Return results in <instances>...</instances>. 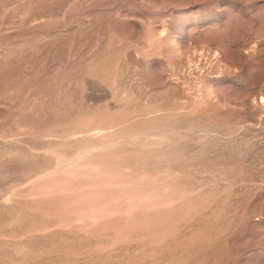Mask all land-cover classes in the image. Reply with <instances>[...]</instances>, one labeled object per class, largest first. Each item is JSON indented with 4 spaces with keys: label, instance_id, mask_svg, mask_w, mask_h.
I'll return each mask as SVG.
<instances>
[{
    "label": "rangeland",
    "instance_id": "1",
    "mask_svg": "<svg viewBox=\"0 0 264 264\" xmlns=\"http://www.w3.org/2000/svg\"><path fill=\"white\" fill-rule=\"evenodd\" d=\"M0 264H264V0H0Z\"/></svg>",
    "mask_w": 264,
    "mask_h": 264
}]
</instances>
